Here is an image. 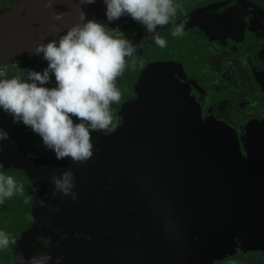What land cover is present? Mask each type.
<instances>
[{"label":"water","instance_id":"95a60500","mask_svg":"<svg viewBox=\"0 0 264 264\" xmlns=\"http://www.w3.org/2000/svg\"><path fill=\"white\" fill-rule=\"evenodd\" d=\"M230 1L180 23L203 28ZM46 2L12 0L0 14V64L36 55L81 11L95 21L106 14L103 0ZM174 59V49L150 52L136 72L135 99L118 110L120 126L92 132L87 163L58 160L44 144L25 158L14 135L0 140V164L24 186L0 214V231L15 240L0 249V264H211L236 247L264 251V145L245 142L243 158L233 131L202 122ZM65 170L75 177L74 201L52 180Z\"/></svg>","mask_w":264,"mask_h":264},{"label":"clouds","instance_id":"9594fccd","mask_svg":"<svg viewBox=\"0 0 264 264\" xmlns=\"http://www.w3.org/2000/svg\"><path fill=\"white\" fill-rule=\"evenodd\" d=\"M96 0H79L80 5L94 4ZM109 22L130 16L153 35L156 45L166 47L167 41L157 32L172 22L177 14L175 0H103ZM53 0H47L50 8ZM63 14H54L59 20ZM80 22L74 24L58 40L40 43L34 49L43 56L48 67L41 73L25 70V78H7L0 68V109L23 122L38 134L43 144L55 152L56 159H70L73 163H87L94 155L92 132L112 134L122 123L114 121L112 105L121 101L122 93L116 81L129 68H135L137 48L124 33L113 35L101 23L86 19L83 11ZM186 21L175 24L171 35L182 36ZM59 31V29H58ZM50 73L56 86L49 88ZM73 117L76 121L74 122ZM8 134L0 129V140ZM55 187L74 201L75 177L71 170L53 176ZM24 186L12 176L0 173V203L14 194L23 193ZM27 203V201H26ZM15 243L0 231V249ZM22 256V254H20ZM28 264H41L32 258Z\"/></svg>","mask_w":264,"mask_h":264},{"label":"flooded vegetation","instance_id":"af4514ba","mask_svg":"<svg viewBox=\"0 0 264 264\" xmlns=\"http://www.w3.org/2000/svg\"><path fill=\"white\" fill-rule=\"evenodd\" d=\"M11 1L0 0V14ZM215 1L219 0H202L192 4H185L187 0H175L178 6L176 16L167 26L157 28V32L167 41L163 48L154 43L153 35L143 25L133 21L130 16H123L125 20L130 19L129 23L117 26L110 33L116 35L122 32L124 38L135 45L136 66L131 67L133 58H129V68L116 81L122 98L118 104L112 105V115L115 121L119 108L135 99L136 72L150 52L161 49L166 56L174 49L176 59L171 63L172 70L177 80L188 89V97L198 107L201 121L215 122L233 131L245 158V142L264 145V0H231L219 11L223 17L220 18L219 14L218 19L209 20L206 25L203 23V28L198 24L184 28L182 36L171 35L174 25L179 24L184 16ZM106 18L99 23H105ZM176 40L178 42L172 46ZM3 64L7 65V78L23 79L25 70L42 73L48 67L42 54ZM50 77V83L45 86L52 88L56 82L53 74L50 73ZM73 120L79 122L75 117ZM0 129L20 140V156L25 158L36 154L43 146L38 134L22 121L14 122L13 117L2 109ZM0 173L12 176L13 171L9 166L0 164ZM19 195L14 194L0 203V214ZM211 264H264V251L236 247Z\"/></svg>","mask_w":264,"mask_h":264},{"label":"rangeland","instance_id":"374dc122","mask_svg":"<svg viewBox=\"0 0 264 264\" xmlns=\"http://www.w3.org/2000/svg\"><path fill=\"white\" fill-rule=\"evenodd\" d=\"M197 1H202V0H187V2H185V4H189V3H195ZM106 18V14H104V16H102L99 20H97V22L101 21L102 19ZM130 21V19L128 18L127 20H125V17H121L118 20H115L113 22H109L106 18L105 23H101L103 24L108 30L109 32H112L115 28H117V26H124L125 24H128Z\"/></svg>","mask_w":264,"mask_h":264},{"label":"built area","instance_id":"2783aa9c","mask_svg":"<svg viewBox=\"0 0 264 264\" xmlns=\"http://www.w3.org/2000/svg\"><path fill=\"white\" fill-rule=\"evenodd\" d=\"M0 68L6 69L7 68V65L6 64H2V65H0Z\"/></svg>","mask_w":264,"mask_h":264}]
</instances>
